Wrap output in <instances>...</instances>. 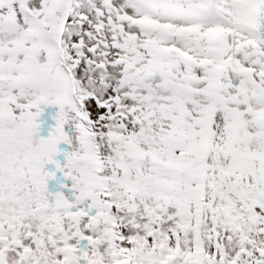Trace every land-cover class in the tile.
<instances>
[{"label": "snow or ice", "instance_id": "1", "mask_svg": "<svg viewBox=\"0 0 264 264\" xmlns=\"http://www.w3.org/2000/svg\"><path fill=\"white\" fill-rule=\"evenodd\" d=\"M0 264H264V0H0Z\"/></svg>", "mask_w": 264, "mask_h": 264}]
</instances>
